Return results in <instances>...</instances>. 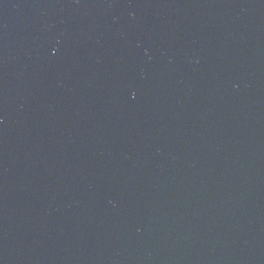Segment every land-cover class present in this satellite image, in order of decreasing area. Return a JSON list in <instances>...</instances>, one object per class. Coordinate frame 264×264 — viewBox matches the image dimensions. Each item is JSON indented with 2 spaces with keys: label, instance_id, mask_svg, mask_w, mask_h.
Returning <instances> with one entry per match:
<instances>
[{
  "label": "water",
  "instance_id": "water-1",
  "mask_svg": "<svg viewBox=\"0 0 264 264\" xmlns=\"http://www.w3.org/2000/svg\"><path fill=\"white\" fill-rule=\"evenodd\" d=\"M0 264H264V0H0Z\"/></svg>",
  "mask_w": 264,
  "mask_h": 264
}]
</instances>
